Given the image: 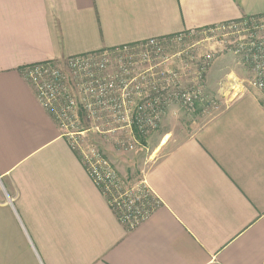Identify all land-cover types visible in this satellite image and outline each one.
<instances>
[{"label": "crops", "instance_id": "0c3cea01", "mask_svg": "<svg viewBox=\"0 0 264 264\" xmlns=\"http://www.w3.org/2000/svg\"><path fill=\"white\" fill-rule=\"evenodd\" d=\"M256 16L264 0H0V264H264L263 90L162 137L143 174L160 204L128 228L24 75Z\"/></svg>", "mask_w": 264, "mask_h": 264}, {"label": "rangeland", "instance_id": "374dc122", "mask_svg": "<svg viewBox=\"0 0 264 264\" xmlns=\"http://www.w3.org/2000/svg\"><path fill=\"white\" fill-rule=\"evenodd\" d=\"M252 36L264 40V16L190 30L158 39L155 44L144 42L93 54L89 56L91 63L107 64L103 75L116 73L120 65L127 67L129 73L124 76L130 77L129 82L134 78L127 90L134 102L116 109L108 106L100 116L82 113L74 127L60 128L63 133L82 132L78 137L84 146H97L123 180L135 184L160 154V149L155 150L166 133L171 144L165 150L195 134L221 109L224 99L253 87L256 73L252 60L246 57ZM52 64L65 71L69 91L78 94V78L67 62ZM157 95L170 99L169 104L158 106L157 125L142 122L138 132L134 124L131 129L123 117L150 116L151 107L140 109L138 103L141 98ZM195 97L198 99L192 107L189 100Z\"/></svg>", "mask_w": 264, "mask_h": 264}, {"label": "built area", "instance_id": "2783aa9c", "mask_svg": "<svg viewBox=\"0 0 264 264\" xmlns=\"http://www.w3.org/2000/svg\"><path fill=\"white\" fill-rule=\"evenodd\" d=\"M252 39L250 46L246 48V57L252 60L256 73L251 85L264 90V40L254 36ZM157 40L151 39L146 42L155 44ZM93 54L73 56L64 61L78 78V94L69 91L65 71L52 66L53 62L36 63L24 69L25 78L34 87L38 100L52 116H56L55 119L61 128L74 127L82 113L83 116H100V112L108 106L116 109L134 102L131 92L127 91L128 83L134 79L131 78L129 82L130 77L124 76L129 73L127 67L120 65L116 73L103 75L101 72L104 73L107 70V64L106 62L91 63L89 56ZM141 93L143 95L144 90ZM163 96L141 98V102L138 103L141 105L140 109L143 105L150 106L151 115L124 116L123 118L129 122L131 129L133 124H137L138 129L142 128V122H148L150 127L157 125L156 122L160 119L158 106L169 104L170 101L168 97L163 98ZM182 97L186 101V95L183 94ZM195 99L198 98L189 100L192 107L195 106ZM81 133L67 131L64 135L68 138L71 148L81 155L86 171L106 197L119 220L128 228L136 227L159 206V200L154 196L143 177L135 184L128 185L116 167L97 146L83 145L78 137Z\"/></svg>", "mask_w": 264, "mask_h": 264}, {"label": "trees", "instance_id": "16d2710c", "mask_svg": "<svg viewBox=\"0 0 264 264\" xmlns=\"http://www.w3.org/2000/svg\"><path fill=\"white\" fill-rule=\"evenodd\" d=\"M174 36H176V35H173V36H170V37H174ZM141 43H144V42H141ZM137 44H140V43H137ZM130 45H134V44H130ZM130 45H125V46H121V47H118V48H124V47H127V46H130ZM115 49H117V48H112V49H110V50H115ZM104 51H106V50H103V51H101V52H104ZM101 52H98V53H101ZM48 62H52V61H48ZM45 63V62H44ZM31 65H36V64H31ZM134 128L137 130V132H138V127H137V124H134Z\"/></svg>", "mask_w": 264, "mask_h": 264}]
</instances>
